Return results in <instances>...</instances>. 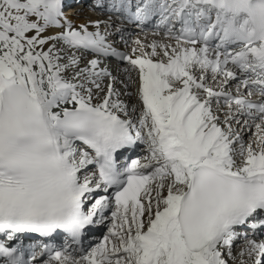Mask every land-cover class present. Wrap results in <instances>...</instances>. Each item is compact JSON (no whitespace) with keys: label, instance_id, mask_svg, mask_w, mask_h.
Returning a JSON list of instances; mask_svg holds the SVG:
<instances>
[{"label":"snow or ice","instance_id":"6c2138e0","mask_svg":"<svg viewBox=\"0 0 264 264\" xmlns=\"http://www.w3.org/2000/svg\"><path fill=\"white\" fill-rule=\"evenodd\" d=\"M96 7L158 18L162 39L128 55L121 27L77 28L65 0H0V264H230L239 239V264H264V0ZM111 58L130 65L124 91Z\"/></svg>","mask_w":264,"mask_h":264},{"label":"bare ground","instance_id":"6f19581e","mask_svg":"<svg viewBox=\"0 0 264 264\" xmlns=\"http://www.w3.org/2000/svg\"><path fill=\"white\" fill-rule=\"evenodd\" d=\"M83 2H87V0H84ZM91 3L92 2H90V3H88V4L84 5V6H82L83 4H81V6L80 5H73L71 7H68L65 10V12H66L65 15L73 22L74 25L77 26V28L81 24L88 23V24L91 25V24H94L95 22L99 21L100 24H101V27H100L99 30L101 32L107 30V31L112 32V33L115 34V29L114 28L109 27V28L105 29L104 28V24L105 23H114V24H116L119 27H120L121 24H123L124 26L121 27V28L123 29L124 40H127L128 43H129V46L125 47L124 49L127 50L132 55H133L132 49L136 47V45L134 43L136 40H139L142 44L148 45L153 40L159 41V40L162 39L161 36H159V37L153 36L151 33H142V34H138L137 33V34H135L133 32V34H131V31L126 28V25H125L124 22L115 19L111 15H103V14H101L102 13L101 12V9H95V8L90 7V4ZM88 8L91 9L92 12L89 11ZM110 16L113 17L111 20H110ZM89 30L90 31H95L97 29H95L94 27H91L90 26ZM56 31H59V30H56ZM117 39L118 38L115 39V42L116 43H119V41L122 42L121 40H117ZM165 42H167V41H165ZM77 55L79 56L80 54L77 53ZM135 55H139V52L135 53ZM90 58H94V57L87 56V57H85V60L90 59ZM118 64L119 65H122L124 67L110 68V67H106L105 65H102V66L105 67V68H107L109 71H111L114 76H117L118 77V82L116 84V88L118 90L124 91V84L123 83H120L119 80L125 79V73H124L123 70H124V68H130V65H128V64L127 65H123L121 62H118ZM84 66H85V64L82 63L81 64V67H84ZM131 74H132V76L134 78H136V73L135 72H132ZM125 82H127V81H125ZM105 83H107V81H105ZM136 87H137V85L132 84L130 86V88L128 89V91H130L132 93H135ZM121 99H126V98L124 96H122ZM128 102H130L132 104H138L139 103L138 98L135 95H133L132 98H131V101H128ZM235 127L237 128V130H240L241 131V133L244 136L246 142H248V143H251L252 142V140L254 139V136H251V135H253L252 133L255 132V129L254 128H253L252 132H249L246 129H244L242 125H236ZM248 133H250L251 135L248 134ZM146 155H147V152H146ZM107 222H108V220H107ZM102 227H104V226L102 225ZM105 234H107V232H104V235ZM249 235H251V234H249ZM257 239H258V237H257ZM99 242H101V240L97 236V242L94 243L92 245V247H94ZM243 243H244V241H242V242L237 241L236 242V247L234 248V254H236L237 258H239V255L238 254H239V252L243 248ZM234 264H239V262L238 261L237 262H234ZM249 264H250V262H249Z\"/></svg>","mask_w":264,"mask_h":264},{"label":"rangeland","instance_id":"374dc122","mask_svg":"<svg viewBox=\"0 0 264 264\" xmlns=\"http://www.w3.org/2000/svg\"><path fill=\"white\" fill-rule=\"evenodd\" d=\"M88 9H89V8H88ZM65 10H66V9H65ZM86 11H87V10H86ZM89 11H91V12H92V10H91V9H89ZM91 17H92V16H91ZM248 134H250V133H248ZM252 134H253V133H252ZM250 135H251V134H250ZM251 136H253V135H251ZM107 231H108V230L106 229V232H107ZM238 246H239V245H238ZM240 246H241V245H240ZM230 261H231V260H230ZM237 261L239 262V258H237L235 262H237Z\"/></svg>","mask_w":264,"mask_h":264}]
</instances>
